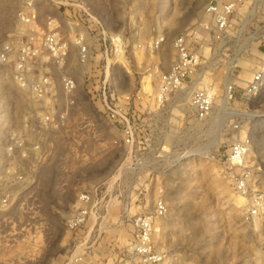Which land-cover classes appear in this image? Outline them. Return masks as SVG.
Returning <instances> with one entry per match:
<instances>
[{
	"label": "rangeland",
	"instance_id": "374dc122",
	"mask_svg": "<svg viewBox=\"0 0 264 264\" xmlns=\"http://www.w3.org/2000/svg\"><path fill=\"white\" fill-rule=\"evenodd\" d=\"M21 1L0 0V53L21 32L15 14L28 0ZM220 1L36 0L39 25L49 17L65 21L73 13L69 5L75 4L97 17L112 35L123 36L127 53L116 62L115 78L121 90L134 94L146 80L152 82V94L159 74L173 61L174 40L195 32L208 42L207 82L215 90V109L208 123L192 124L190 129L189 122L183 127L180 121L187 116L189 95L174 98L166 116L165 139L178 152L192 154L160 173L148 190L137 189L141 181L133 180L135 189L115 192L112 203L97 208L100 219L92 218L74 232L66 222L75 210L80 186L101 182L108 173L101 171L103 166L80 171L71 162L64 166L58 147L56 157L40 170L23 207L0 214V264H119L132 232L131 223L121 214L131 217L145 212L159 192L168 206L155 233V243L166 254L164 264H264V92L256 100L242 98L247 82L264 65V56L258 52L264 37V0H246L231 18L225 38L218 41L205 29L211 20L204 9ZM160 36L164 42L156 50L153 44ZM229 84L236 86V99L226 100L223 107L220 100L228 99L225 87ZM29 105L17 88L13 65L0 61V170L8 136L22 123ZM235 120L244 121L254 134L245 164L250 171L246 196L234 190L229 172L236 168L217 156L226 149L227 130ZM160 128L152 122L146 135L155 139ZM118 166L114 163L112 170ZM237 197L246 203L240 205Z\"/></svg>",
	"mask_w": 264,
	"mask_h": 264
},
{
	"label": "built area",
	"instance_id": "2783aa9c",
	"mask_svg": "<svg viewBox=\"0 0 264 264\" xmlns=\"http://www.w3.org/2000/svg\"><path fill=\"white\" fill-rule=\"evenodd\" d=\"M245 2L209 3L204 13L211 22L205 29L222 41L231 18ZM25 4L15 14L21 32L0 53L1 63L13 65L17 88L30 103L22 123L12 129L3 149L0 214H7L19 205L23 207L25 196L37 185L40 170L56 157L60 147L63 153L60 162L64 166L71 162L79 166L78 171L103 166L101 171L108 173L101 182L90 181L80 186L75 210L66 222L67 229L74 232L96 219L97 208L112 203L115 192L135 189L133 180L141 181L137 189L148 190L160 173L192 154L178 152L165 139L166 116L170 114L172 100L185 93L189 99L187 116H181L182 126L189 122L191 129L192 124L211 120L216 96L207 82L208 42L192 31L178 36L173 42V61L159 74L152 94L151 80L142 82L134 94L121 90L115 78L116 62L127 53L123 36L112 35L80 5H69L73 13L65 21L49 17L39 25L36 0ZM163 42L164 38L158 37L154 49H159ZM259 43L258 52L264 56V37ZM263 92L264 65L247 82L242 98L256 100ZM225 95L229 101L236 99L235 84L225 87ZM152 122L161 125L155 139L146 135ZM227 131L226 149L217 156L236 168H230L229 176L235 192L246 196L250 171L245 164L254 134L242 120L231 122ZM116 162L119 166L112 170ZM167 214V202L161 192L145 212L131 217L125 212L121 214L120 218L131 223L132 232L119 264L165 263L166 254L155 243V233L157 223Z\"/></svg>",
	"mask_w": 264,
	"mask_h": 264
},
{
	"label": "bare ground",
	"instance_id": "6f19581e",
	"mask_svg": "<svg viewBox=\"0 0 264 264\" xmlns=\"http://www.w3.org/2000/svg\"><path fill=\"white\" fill-rule=\"evenodd\" d=\"M213 91L215 92V90H213ZM226 100H227V99H221V100H220V103H221V105H222L223 107L226 106ZM248 158H249V157H248ZM248 158H247V159H248ZM237 199H238V200H241V201L239 202L240 205H243V204L246 203V200L242 199L241 197H237ZM237 199H236V200H237Z\"/></svg>",
	"mask_w": 264,
	"mask_h": 264
}]
</instances>
